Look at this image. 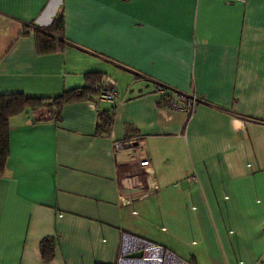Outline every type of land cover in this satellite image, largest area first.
Segmentation results:
<instances>
[{
	"label": "crops",
	"instance_id": "crops-1",
	"mask_svg": "<svg viewBox=\"0 0 264 264\" xmlns=\"http://www.w3.org/2000/svg\"><path fill=\"white\" fill-rule=\"evenodd\" d=\"M59 14L61 48L39 53ZM98 76L114 103L9 118L0 264H116L124 234L191 264H264V0H0V95L53 99ZM160 86L196 94L194 113L160 104ZM137 157L157 187L146 197Z\"/></svg>",
	"mask_w": 264,
	"mask_h": 264
},
{
	"label": "trees",
	"instance_id": "trees-1",
	"mask_svg": "<svg viewBox=\"0 0 264 264\" xmlns=\"http://www.w3.org/2000/svg\"><path fill=\"white\" fill-rule=\"evenodd\" d=\"M64 31L63 17L59 14L50 26L35 33V42L39 53L55 52L61 48ZM99 78L92 79L87 87L71 89L53 99L29 98L21 93L0 95V176L3 175L9 155V118L30 109L37 120L43 118L57 119L63 105L92 100L93 83ZM163 104V103H160ZM162 106V105H161ZM108 110L100 111L96 125V134L105 135L110 131L112 114ZM56 239L46 237L40 242V254L44 262L50 261L54 254Z\"/></svg>",
	"mask_w": 264,
	"mask_h": 264
},
{
	"label": "built area",
	"instance_id": "built-area-1",
	"mask_svg": "<svg viewBox=\"0 0 264 264\" xmlns=\"http://www.w3.org/2000/svg\"><path fill=\"white\" fill-rule=\"evenodd\" d=\"M229 3H245L248 0H224ZM92 89L97 95V102L114 103L116 100L115 82L108 77L99 78L93 83ZM161 94V103L174 111L191 116L196 108L199 98L196 94H188L177 90L167 91L158 87ZM126 143H115L116 150H122ZM131 146V143L128 144ZM129 168L135 173L132 177V185L137 188H145L141 197H146L156 190V184L149 180L153 178L149 160H141L139 157L127 161ZM116 264H191L170 249L128 234L123 235V240Z\"/></svg>",
	"mask_w": 264,
	"mask_h": 264
}]
</instances>
